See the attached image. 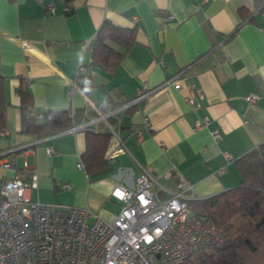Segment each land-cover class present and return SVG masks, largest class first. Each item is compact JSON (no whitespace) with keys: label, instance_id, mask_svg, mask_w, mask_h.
<instances>
[{"label":"crops","instance_id":"obj_1","mask_svg":"<svg viewBox=\"0 0 264 264\" xmlns=\"http://www.w3.org/2000/svg\"><path fill=\"white\" fill-rule=\"evenodd\" d=\"M104 21L135 30L112 71L91 62ZM140 88L148 94L120 123L107 118L124 150L100 169L77 168L85 130L106 131L91 104L104 114ZM60 110L71 118L65 129H25L24 119L40 124ZM0 112V129L9 131L0 134V163L15 155L24 177L25 156L38 175L33 201L86 207L111 221L121 207L111 189H133L143 169L170 190L182 174L193 184L188 200L235 186L236 159L264 141V0H0ZM115 143L109 134L106 150ZM10 176L0 164V187Z\"/></svg>","mask_w":264,"mask_h":264},{"label":"built area","instance_id":"obj_2","mask_svg":"<svg viewBox=\"0 0 264 264\" xmlns=\"http://www.w3.org/2000/svg\"><path fill=\"white\" fill-rule=\"evenodd\" d=\"M68 10L67 6L65 11ZM47 11H55L53 1L47 4ZM190 85L186 100L193 103L195 93ZM71 86L76 87V83ZM147 94L148 90L140 88L135 97L104 114L100 106L91 104L98 114L96 120H104V129L116 142L106 150V162H112L115 154L125 148L116 126L107 121L108 116H116L120 123V114ZM205 124L207 119L203 118L195 122V127ZM7 133L0 129V134ZM212 136L217 138L218 131L212 130ZM0 164L13 172L0 187V264H179L223 242L214 224L198 217L189 207L187 192L193 184L182 174L176 176L172 190L164 188L147 169L142 170L133 189L116 184L111 195L121 202V207L111 221H106L86 207L31 200L28 190L37 187L38 175L25 156L24 177L16 174L15 155ZM76 166L84 167L80 160ZM88 216H93L91 222Z\"/></svg>","mask_w":264,"mask_h":264},{"label":"trees","instance_id":"obj_3","mask_svg":"<svg viewBox=\"0 0 264 264\" xmlns=\"http://www.w3.org/2000/svg\"><path fill=\"white\" fill-rule=\"evenodd\" d=\"M134 33V27L104 21L92 41V64L107 71L115 69L135 41ZM44 118L40 124L31 118L24 119L25 129L43 135L71 124L66 111H48ZM85 131L83 169L91 172L105 165L109 134ZM236 164L241 177L239 184L204 198L188 200L198 217L214 224L223 238L222 244L189 256L179 264H264V141L237 158ZM236 219H240L238 224H235Z\"/></svg>","mask_w":264,"mask_h":264},{"label":"rangeland","instance_id":"obj_4","mask_svg":"<svg viewBox=\"0 0 264 264\" xmlns=\"http://www.w3.org/2000/svg\"><path fill=\"white\" fill-rule=\"evenodd\" d=\"M239 221H240V219H236V220H235V224H238Z\"/></svg>","mask_w":264,"mask_h":264}]
</instances>
